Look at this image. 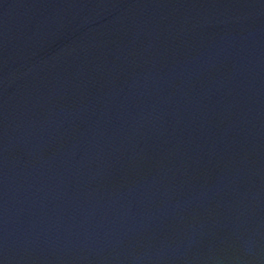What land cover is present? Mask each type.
<instances>
[{"label":"water","instance_id":"1","mask_svg":"<svg viewBox=\"0 0 264 264\" xmlns=\"http://www.w3.org/2000/svg\"><path fill=\"white\" fill-rule=\"evenodd\" d=\"M0 264H264V0H0Z\"/></svg>","mask_w":264,"mask_h":264}]
</instances>
